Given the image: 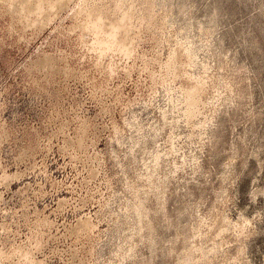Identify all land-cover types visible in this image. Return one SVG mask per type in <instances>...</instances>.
<instances>
[{
  "label": "rangeland",
  "instance_id": "obj_1",
  "mask_svg": "<svg viewBox=\"0 0 264 264\" xmlns=\"http://www.w3.org/2000/svg\"><path fill=\"white\" fill-rule=\"evenodd\" d=\"M83 1L24 4L20 25L0 5V264H177L213 241L206 264H264V0H152L130 21ZM177 46L183 77L152 81ZM156 155L166 201L148 196L154 228L132 255L125 185Z\"/></svg>",
  "mask_w": 264,
  "mask_h": 264
},
{
  "label": "bare ground",
  "instance_id": "obj_2",
  "mask_svg": "<svg viewBox=\"0 0 264 264\" xmlns=\"http://www.w3.org/2000/svg\"><path fill=\"white\" fill-rule=\"evenodd\" d=\"M103 1V0H102ZM101 1V2H102ZM108 2V0H106ZM113 3L115 4L113 6V13L116 15V18H120L122 16L125 15L124 19L129 20L130 21V17L136 16L137 13H141L143 11V6L147 5L146 8H151L152 6V0H112ZM35 0H0V5L3 6L1 9L3 11L2 14H9L12 22L16 23V24H22V19H26L23 17L19 16V9L23 8V5H28L31 7L30 12L31 14L34 13L35 7H37V3L35 2ZM111 2V1H110ZM109 2V3H110ZM14 3H16L15 5H13ZM45 4V2H44ZM106 4V3H105ZM24 5V6H25ZM90 5V1L89 0H84L83 2L79 3L78 6L76 7L78 10L75 11H81L84 10L86 8H88V6ZM145 8V9H146ZM15 13H17V16L14 15ZM140 15V14H139ZM2 16V15H1ZM0 16V17H1ZM5 16V15H4ZM7 16V15H6ZM138 16V14H137ZM1 19V18H0ZM10 19V20H11ZM164 22V21H162ZM27 23V22H26ZM25 23V24H26ZM30 23L32 24V21H30ZM11 25V23H10ZM162 27L160 29H165V27H163V25H161ZM10 27V26H9ZM14 27V26H13ZM17 27V26H16ZM19 29V28H18ZM17 29V30H18ZM21 31L22 26H21ZM10 30V29H9ZM20 31V32H21ZM162 31V30H161ZM11 32V31H10ZM9 32V34H10ZM15 32V31H14ZM23 32V31H22ZM21 32V34H22ZM164 33V31H163ZM15 34V33H14ZM17 34V33H16ZM18 35V34H17ZM96 45V44H95ZM90 51V50H89ZM91 51L95 52L97 54L98 52V48L94 47V49H91ZM90 51V52H91ZM92 52V53H93ZM125 53V51H123V54ZM118 55V54H115ZM128 57L131 56H135V55H130L127 54ZM186 58V61L184 63V65L189 66L191 64V59L189 58V55L183 50V48L181 46H177L174 49L170 50V52L167 55V61L162 65V70L163 72H161V74L159 76L154 75L153 79H151L152 81H156L159 80L160 83L162 84H167L170 81H173L175 79H179L182 78V74L184 73V68L182 70L181 67H177L175 66V63L178 62V60H180L181 58ZM140 58V57H139ZM184 58V60H185ZM113 59V58H112ZM111 59V60H112ZM116 59V58H115ZM114 59V60H115ZM110 60V61H111ZM143 62V61H142ZM111 64V63H110ZM144 63H142L143 65ZM115 65V64H114ZM146 65V64H145ZM144 65V67H145ZM160 65V64H159ZM118 66V65H116ZM147 66V65H146ZM112 65L106 66L105 70H107V74L112 70ZM143 67V66H142ZM135 69V68H134ZM137 69V68H136ZM138 70V69H137ZM160 70V69H158ZM135 71V70H134ZM160 72V71H159ZM155 73V72H154ZM157 73V72H156ZM107 76V75H106ZM187 76V75H186ZM186 81H191L190 85H182L181 86V90L183 92V97L185 102L187 103L186 105V112L189 116H194L199 110L196 106V103L194 101L191 100V102H188V99L192 98L195 96L196 98V94L198 96V84L195 83L194 81L196 80H191L189 78L186 79ZM151 82V81H150ZM198 82V81H197ZM152 83V82H151ZM157 84V83H156ZM161 84V85H162ZM185 84V82H184ZM229 85V89L230 91H232L233 89L231 88L230 83H227ZM156 86V85H154ZM164 86V85H162ZM149 87V86H148ZM152 87V86H151ZM157 87V86H156ZM155 87V88H156ZM147 88V87H146ZM140 89V88H139ZM149 89V88H148ZM232 89V90H231ZM147 90V89H146ZM151 91V89H150ZM156 91V89L154 90ZM157 92V91H156ZM154 93V92H152ZM172 93V92H171ZM167 95V94H166ZM178 103V102H177ZM173 104V103H172ZM178 105H180V102L178 103ZM124 107V106H123ZM176 105H173L172 108H176ZM183 110V109H182ZM185 111V110H184ZM200 112V111H199ZM184 114V113H183ZM198 114V113H197ZM187 116V115H185ZM162 117L165 119L166 117V112L162 113ZM200 123V122H199ZM131 125V124H130ZM114 126V125H113ZM112 126V128H113ZM159 126V125H158ZM119 127V126H118ZM120 128V127H119ZM160 130V129H159ZM120 130L115 126L113 128V132H119ZM158 131V130H157ZM156 131V132H157ZM117 134V133H116ZM158 135V134H157ZM124 136V135H123ZM142 138V137H141ZM6 139V138H5ZM8 139V138H7ZM172 141V140H171ZM172 144V143H171ZM139 145L137 142L134 144V146ZM173 147V146H172ZM134 148V147H133ZM171 149V146L170 148ZM135 151V150H134ZM160 151V150H159ZM174 151V153H177V150H175V147L172 148L171 152ZM165 154V153H164ZM169 154V153H168ZM174 156V155H173ZM159 155H156L154 157V161H153V166L148 167L146 164H144V166L146 167L145 169H151V173H149L148 176H145L143 174H138L137 175V179H141L144 182V185L142 187L136 185L133 181H130L129 183H127L126 189L131 192L133 200L132 201H128V203L125 205V209L132 211L134 213V220H133V224L131 226V235H129V240H130V247L127 249V252L133 255V250L136 247L135 246V240L134 238L138 237L141 240H144V236H143V231H147L148 233L151 232L154 228L153 223H152V219H151V213H152V209L148 208V196H152L155 198V200L157 201V206H158V210L163 211V206H164V201L165 200V196H164V188L165 185L167 183V181L169 180L168 176H163V177H156L155 176V168H157L158 164V159H159ZM162 157V156H161ZM153 158V157H152ZM29 159V158H28ZM161 159V158H160ZM183 159V158H181ZM163 160V159H162ZM187 161V160H186ZM137 162V161H136ZM163 163V162H162ZM185 162V160L182 161V163L180 165H183ZM178 164V163H177ZM173 165V164H172ZM176 165V163H175ZM174 170L179 169L177 166H173ZM144 169V168H143ZM149 169V170H150ZM160 169V168H159ZM148 170V171H149ZM173 170V169H172ZM143 173V172H142ZM171 173H174V171ZM161 174V173H160ZM147 178V179H145ZM130 179V178H129ZM145 179V180H143ZM128 182V181H127ZM167 188V187H166ZM166 191V190H165ZM166 195V194H165ZM131 204V206H129ZM124 205V204H123ZM148 205V206H147ZM127 210V211H128ZM156 210V208H155ZM222 217V216H221ZM224 217V216H223ZM132 220V219H131ZM203 221V220H202ZM205 221V220H204ZM230 222V221H229ZM245 223V222H244ZM84 224H89L88 222L85 221L84 222H80L78 223L77 227H81ZM206 224V223H204ZM209 224V223H208ZM220 224V223H219ZM205 226V225H204ZM212 226V224H211ZM229 226L230 224L228 222H226L225 220L221 221V227L219 226L218 231H217V235L220 234H224L226 231H230L229 230ZM233 226V225H232ZM238 226V225H237ZM236 226V227H237ZM76 227V228H77ZM213 227V226H212ZM205 228V227H203ZM211 228V227H210ZM217 228V227H216ZM215 228V230H217ZM234 228V227H232ZM237 229V228H236ZM243 226L239 225V230L242 231ZM201 229H197L196 227H193V236L198 235L200 236V231ZM234 230V229H233ZM203 231V230H202ZM216 232V231H215ZM224 232V233H223ZM153 233V232H152ZM151 233V234H152ZM182 235V234H181ZM226 235V233H225ZM146 236V235H145ZM224 237V236H223ZM180 238V236L178 237V235L175 237L174 242L177 241V239ZM220 238V236L218 237ZM127 239V238H126ZM155 239V238H154ZM223 239V238H222ZM220 238V240H222ZM146 241L150 242V244L154 243L155 244V240L151 238H149L148 236H146ZM183 240L186 242V244H188V239L183 238ZM225 241V240H224ZM223 241V242H224ZM157 242V241H156ZM184 242V243H185ZM215 242V241H213ZM212 242V246L210 247H203L201 244H196L195 246H192L191 244H188L189 246H187V248H183V252L181 254H179L178 256V262L177 264H196L197 262H200L202 260L203 264H206L207 262L210 263L211 257L209 255H216L217 253H219L221 250V246H223L222 242H221V246L219 245V243ZM141 243V242H139ZM192 243V242H189ZM152 247V246H151ZM136 250V248H135ZM169 250V249H168ZM173 247L170 248V253H173ZM194 254H198L197 256H194ZM133 257V256H132ZM193 257V258H192ZM151 259V258H150ZM151 262V261H150ZM150 262L146 261H142V263L140 264H151ZM212 262V261H211ZM153 264V263H152Z\"/></svg>",
  "mask_w": 264,
  "mask_h": 264
}]
</instances>
